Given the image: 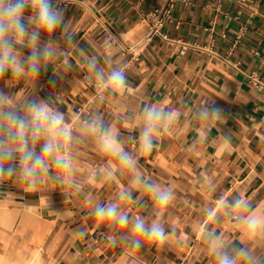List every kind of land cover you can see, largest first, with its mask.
<instances>
[{
    "label": "crops",
    "instance_id": "1",
    "mask_svg": "<svg viewBox=\"0 0 264 264\" xmlns=\"http://www.w3.org/2000/svg\"><path fill=\"white\" fill-rule=\"evenodd\" d=\"M163 1L80 0L77 6L66 0V18L74 17L76 39L89 54L100 52L110 36L118 41L103 52L125 62L128 88L110 97L100 111L125 138L126 150H138L127 139L139 134L130 116L146 101L179 111L172 131L161 136L150 155L139 158L146 175L177 192L173 204L163 210L177 235L166 244L147 243L144 254L105 242L102 233L112 229L92 215L84 193L114 201L120 184H130L132 173L121 167L120 184L90 180L91 171L111 158L88 139L74 149L76 175L85 181L83 192L48 181L36 190L11 179L0 183V253L38 248L44 254L42 264H213L195 231L201 206L223 193L246 196L256 209H264V91L247 76L255 72L264 78V0H176L172 18L163 25L170 38H148L146 13ZM72 63L66 72L60 61H53L38 79L9 75L0 79V87L8 81L18 97L33 89L41 98L57 96V106L75 123L73 117L94 110L96 89L79 82L86 71L75 55ZM207 102L219 106L226 119L214 122L207 142L200 143L202 126L193 125L190 117ZM208 180L215 192L206 190ZM143 199L144 208L124 207L150 218L155 207L147 195ZM222 229L232 239L240 235L231 223ZM180 237L189 243L178 245ZM257 243L264 245V239Z\"/></svg>",
    "mask_w": 264,
    "mask_h": 264
},
{
    "label": "clouds",
    "instance_id": "2",
    "mask_svg": "<svg viewBox=\"0 0 264 264\" xmlns=\"http://www.w3.org/2000/svg\"><path fill=\"white\" fill-rule=\"evenodd\" d=\"M73 4L78 6L80 0H73ZM66 5V0H0V79L9 75L38 79L53 61H60L68 72L73 69L75 55L86 71L79 82L96 89L94 110L73 117L76 122L72 123L57 106L59 97L50 94L41 98L37 89L18 97L6 81L5 87H0V183L11 179L26 190H36L48 181L81 193L85 181L76 175L78 153L74 149L92 139L111 159L97 165L90 180L120 184L121 167L132 175L128 186L120 184L116 200L102 202L97 196L84 193L86 203L95 218L110 225L112 231L102 233L106 243L144 254L147 243L166 244L177 235L175 228L169 229L163 214L176 200L177 192L173 186L146 175L139 158L150 155L161 136L172 131L179 111L146 101L138 113L130 116L139 134L127 139L134 141L138 150H126L125 138L100 111L110 97L123 95L128 88L125 62H116L110 53L103 52L114 48L118 41L110 36L100 52L89 54L76 39L74 17L66 18ZM225 119L223 110L212 102L197 106L190 117L193 125L202 126L200 143L207 142L214 122ZM204 183L208 192H215L211 180ZM134 191L141 195L135 196ZM144 195L155 207L150 218L124 207H146ZM200 216L195 231L213 264H264V245L257 243L264 239V209H256L246 196L221 193L201 206ZM225 222L239 231L237 239L223 231ZM84 235L83 231L78 232L81 238ZM187 243L183 237L177 240L178 245Z\"/></svg>",
    "mask_w": 264,
    "mask_h": 264
},
{
    "label": "built area",
    "instance_id": "3",
    "mask_svg": "<svg viewBox=\"0 0 264 264\" xmlns=\"http://www.w3.org/2000/svg\"><path fill=\"white\" fill-rule=\"evenodd\" d=\"M242 1L246 2L247 0ZM175 2L176 0H164L159 6L146 13L148 29L145 36L150 38L154 35H161L164 38H170L169 34L163 30V25L167 19L172 18ZM247 76L255 86L264 91V78L262 76L255 72H248Z\"/></svg>",
    "mask_w": 264,
    "mask_h": 264
},
{
    "label": "rangeland",
    "instance_id": "4",
    "mask_svg": "<svg viewBox=\"0 0 264 264\" xmlns=\"http://www.w3.org/2000/svg\"><path fill=\"white\" fill-rule=\"evenodd\" d=\"M38 254L37 264H42L44 254L42 250L35 248L16 253L13 249L0 253V264H28Z\"/></svg>",
    "mask_w": 264,
    "mask_h": 264
},
{
    "label": "bare ground",
    "instance_id": "5",
    "mask_svg": "<svg viewBox=\"0 0 264 264\" xmlns=\"http://www.w3.org/2000/svg\"><path fill=\"white\" fill-rule=\"evenodd\" d=\"M37 260H38V254H36L34 259L32 261L28 262V264H37Z\"/></svg>",
    "mask_w": 264,
    "mask_h": 264
}]
</instances>
